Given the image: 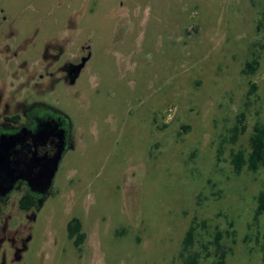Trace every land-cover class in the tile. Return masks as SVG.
<instances>
[{"label":"rangeland","instance_id":"1","mask_svg":"<svg viewBox=\"0 0 264 264\" xmlns=\"http://www.w3.org/2000/svg\"><path fill=\"white\" fill-rule=\"evenodd\" d=\"M34 105L70 140L40 208L2 206L0 264H216V232L262 264L264 165L230 154L264 124V0H0V123Z\"/></svg>","mask_w":264,"mask_h":264},{"label":"flooded vegetation","instance_id":"2","mask_svg":"<svg viewBox=\"0 0 264 264\" xmlns=\"http://www.w3.org/2000/svg\"><path fill=\"white\" fill-rule=\"evenodd\" d=\"M73 74L74 71L70 70L69 75ZM23 116V123H20V115L18 122L12 123L7 120L9 117H5L0 123V214L2 206L14 190L21 193L20 198L29 192L35 199L34 206L25 213H32L41 207L49 191L43 194L28 186L27 179L33 159L52 158L61 143V132L64 135L65 150L70 140V124L57 113L45 111L43 114L23 113Z\"/></svg>","mask_w":264,"mask_h":264},{"label":"trees","instance_id":"3","mask_svg":"<svg viewBox=\"0 0 264 264\" xmlns=\"http://www.w3.org/2000/svg\"><path fill=\"white\" fill-rule=\"evenodd\" d=\"M246 69L252 68L250 66V63H247L245 65ZM255 88L254 85H252V91ZM250 90V93H252ZM40 107V108H39ZM42 105H34L31 106L28 109H24V114L29 113H38L42 110ZM47 113H57L59 116L63 117L66 122L68 123V119L61 113L49 108H45ZM40 110V111H39ZM8 121L15 123L19 120V115H14L12 117H9L7 119ZM244 122V115L241 113L239 114L238 118V125L235 126V134L233 138L231 139L232 143H235L237 140V137L239 134L244 133L246 127L243 124ZM249 145H250V151L245 154L242 150L232 151L230 154V164L232 165V170L234 174L239 175L243 169H246L249 172H257L260 167L264 165V124L256 123L253 126V132L249 137ZM35 204L34 197L29 193H25L21 196V198L18 200V207L22 211H29ZM264 213V192L259 193L257 197V205L254 210V221H257L258 218ZM81 226L78 220L72 219L67 224V232L69 239L73 240V244L75 246H78L81 241L84 239V234L80 232ZM194 233L195 228L194 226H191L184 238V248L183 250H187L188 248L193 245V239H194ZM77 234V236H76ZM74 237H76L74 239ZM221 240V234L219 232H216L214 235V239L212 242V245L214 246V250L217 253V262L216 264H225V253L222 251V246L220 244ZM260 252H261V261L262 264H264V236L261 240L260 244ZM198 255L192 254L186 259H184L183 264H198Z\"/></svg>","mask_w":264,"mask_h":264},{"label":"water","instance_id":"4","mask_svg":"<svg viewBox=\"0 0 264 264\" xmlns=\"http://www.w3.org/2000/svg\"><path fill=\"white\" fill-rule=\"evenodd\" d=\"M60 138L61 143L58 146V151L52 158L40 157L33 159L32 168L27 179V184L32 190L45 194L51 188L55 172L65 150L63 132H61Z\"/></svg>","mask_w":264,"mask_h":264}]
</instances>
